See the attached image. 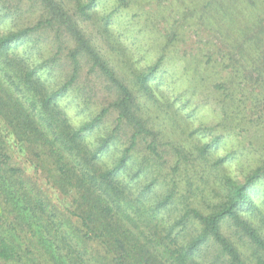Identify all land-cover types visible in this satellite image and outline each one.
<instances>
[{
  "label": "trees",
  "instance_id": "trees-1",
  "mask_svg": "<svg viewBox=\"0 0 264 264\" xmlns=\"http://www.w3.org/2000/svg\"><path fill=\"white\" fill-rule=\"evenodd\" d=\"M99 1L0 0V264H264V200L257 201L264 180L253 185L258 194L244 191L264 175V157L238 180L225 171L234 155L212 162L223 140L217 135L196 154L177 149L170 167L169 142L157 126L162 114L151 109L161 108L164 55L132 83L123 79L87 32ZM124 1L101 19L110 46ZM27 4L36 21L3 30ZM260 5L198 0L221 41L215 56H205L226 72L213 87L227 137L237 128L264 135ZM86 68L109 83L115 99L86 110L89 119L77 127L64 103L89 106L77 87ZM74 90L80 95L71 100Z\"/></svg>",
  "mask_w": 264,
  "mask_h": 264
},
{
  "label": "rangeland",
  "instance_id": "rangeland-1",
  "mask_svg": "<svg viewBox=\"0 0 264 264\" xmlns=\"http://www.w3.org/2000/svg\"><path fill=\"white\" fill-rule=\"evenodd\" d=\"M66 1L71 7H75L78 2L83 3L87 0ZM158 1H161L159 5L154 0H126L120 3L116 25L111 27L110 46L105 41L106 33L101 19L113 12L118 0H100L98 11L92 20L86 23L87 32L95 37L98 46H101L113 60L120 76L129 83L164 55L163 68L158 74L161 84L156 91L161 108L152 106L151 109L161 111L162 114L157 126L165 133L166 141L169 142L173 158L171 159L170 155L166 158L170 161V167L176 161L174 157L178 156L177 149H185L196 154L217 135H222L223 140L218 150L211 156L212 162L227 155H234L235 160L225 167V171L232 177L242 180L255 159L260 155L264 157V135H257L254 131L245 133L237 128L232 135L240 136L238 139L227 137L226 131L224 134L220 132L221 97L216 94L213 86L226 72L215 71L212 66L216 63L211 61V57L205 56V53L215 56V46L220 45L221 41L215 38V34L212 35V30L202 20L198 0L195 4V0ZM174 3L178 5L177 10L170 7ZM28 8L27 4L22 8L20 18L11 17L3 22L1 28L18 29L33 24L38 16L33 17L32 12L36 10L30 11ZM145 11H148L147 16L144 15ZM44 39L50 40L47 35H42L41 40ZM44 53L46 54V50ZM87 71L86 68L82 72L77 87L84 93L83 95L89 96V106L85 107L80 101V106L70 105L71 101L64 103L77 127L82 121L89 119L90 113L86 110L98 111L102 107H108L115 99L109 83L100 75H88ZM76 95H80L78 90L71 93V100ZM182 95L185 97L181 98ZM227 111L229 115L234 113L232 109ZM116 117L112 114L109 122L114 123ZM202 128H212L213 132L210 135L204 134ZM169 146H165V149L168 150ZM178 173L180 175L181 171ZM214 181L218 183L217 179ZM260 190L264 192V186H260ZM263 200L262 196L257 199L258 203Z\"/></svg>",
  "mask_w": 264,
  "mask_h": 264
},
{
  "label": "clouds",
  "instance_id": "clouds-1",
  "mask_svg": "<svg viewBox=\"0 0 264 264\" xmlns=\"http://www.w3.org/2000/svg\"><path fill=\"white\" fill-rule=\"evenodd\" d=\"M261 7H264V0H261V5H260ZM100 158H102V156L101 157H98V159H100ZM230 161H227V160H225V161H222V163H229ZM261 180H264V175H262V176H259V177H257L256 178V180H253L252 181V184H249L248 185V187H246L245 189H244V191H246V192H251V194L252 195H256V194H258V190H253V185H255L256 183H258L259 181H261Z\"/></svg>",
  "mask_w": 264,
  "mask_h": 264
}]
</instances>
